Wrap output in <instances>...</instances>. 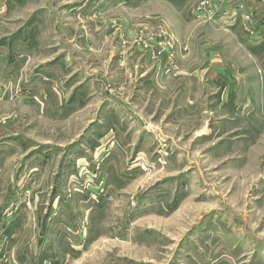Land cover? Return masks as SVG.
Listing matches in <instances>:
<instances>
[{
	"label": "rangeland",
	"instance_id": "rangeland-1",
	"mask_svg": "<svg viewBox=\"0 0 264 264\" xmlns=\"http://www.w3.org/2000/svg\"><path fill=\"white\" fill-rule=\"evenodd\" d=\"M7 4L0 264H264V0Z\"/></svg>",
	"mask_w": 264,
	"mask_h": 264
},
{
	"label": "crops",
	"instance_id": "crops-1",
	"mask_svg": "<svg viewBox=\"0 0 264 264\" xmlns=\"http://www.w3.org/2000/svg\"><path fill=\"white\" fill-rule=\"evenodd\" d=\"M7 6H8L7 0H0V19H2V17L5 15L3 13V11H5L7 9ZM89 9L90 8H87V6L85 5L84 8H80V9L79 8L78 9L76 8V9H73V10L71 9V12H69L70 11V9H69L68 13L69 14L72 13L73 16L79 17V16H81V11H85V13H86V11L89 10ZM7 59H8V53H7V51L6 50H0V70L2 69V73H3L4 76H5L6 66H7L6 65ZM38 104H40V105H38ZM38 104H37L38 106H43L44 107L43 103H38ZM37 105H36V107H37ZM55 114H59V115L61 114L60 113V110H58V108L55 109ZM90 132H91V134H93V132H95V131L92 129ZM88 139H90V138H88V137L85 138V136H84V140L87 141ZM10 142L11 141H8V140H5V141H2L1 142V146H0V157L2 158L1 161L2 160L4 161L7 158L9 152L11 151L10 149H12V150H17L18 149L17 143H15L14 141H12V144H10ZM79 146H81V145L79 144L77 147H72L71 149L68 150V153L65 155V158H64V163H63V169L62 170H64V168H66V166H67L68 161L70 159L69 158L70 157V154L71 155H75V154L76 155H79L78 154V152L80 153ZM53 148L56 150L55 147L47 148V149L53 151L54 150ZM99 152H100V154L102 153L101 150ZM10 154H12V153H10ZM48 158H49L48 155L47 156H44V154L39 151L36 154L32 155V157H30L28 159L29 161H33L35 163V165L32 167V170H34L35 172L36 171L38 172L37 177L40 175L39 171L40 170L41 171L44 170L45 169L44 166H47L48 165V163H47L48 160H49ZM1 161H0V163H1ZM65 161H66V163H65Z\"/></svg>",
	"mask_w": 264,
	"mask_h": 264
}]
</instances>
